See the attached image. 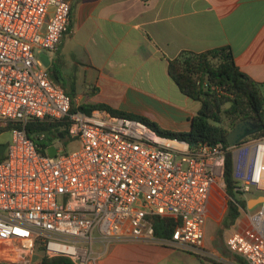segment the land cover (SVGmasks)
I'll use <instances>...</instances> for the list:
<instances>
[{"label": "built area", "instance_id": "obj_1", "mask_svg": "<svg viewBox=\"0 0 264 264\" xmlns=\"http://www.w3.org/2000/svg\"><path fill=\"white\" fill-rule=\"evenodd\" d=\"M71 6L0 0V129L12 134L0 161V263L34 264L42 251L99 264L118 242L152 240L216 258L204 249V229L213 196L225 189L227 158L238 191L264 195V136L192 147L106 110L73 111L72 97L41 59L51 61L69 33ZM31 122L59 127L31 138ZM151 215L179 221L171 239L156 238ZM248 218L226 236L227 250L264 264V205Z\"/></svg>", "mask_w": 264, "mask_h": 264}, {"label": "crops", "instance_id": "obj_2", "mask_svg": "<svg viewBox=\"0 0 264 264\" xmlns=\"http://www.w3.org/2000/svg\"><path fill=\"white\" fill-rule=\"evenodd\" d=\"M71 5L70 30L51 67L76 107L108 105L166 130L189 131L202 105L185 96L168 71L169 61L184 51L231 47L240 70L264 83V0H71ZM209 213L204 249L246 264L227 250L223 220ZM244 214L232 230L249 225ZM192 256L197 257L154 240L124 241L112 245L99 264H191L183 260ZM216 258L198 259L223 264Z\"/></svg>", "mask_w": 264, "mask_h": 264}, {"label": "trees", "instance_id": "obj_3", "mask_svg": "<svg viewBox=\"0 0 264 264\" xmlns=\"http://www.w3.org/2000/svg\"><path fill=\"white\" fill-rule=\"evenodd\" d=\"M55 79L59 71L53 67ZM168 71L180 91L192 100L202 105L200 111L192 121L189 131L179 132L161 128L157 123L145 116L127 114L113 109L108 105H84L76 107L72 103L73 111L93 113L106 110L114 116L139 120L158 133L188 142L192 147L200 144L216 145L223 143L229 146L228 134L240 121L254 118L264 123V83H259L243 73L237 66L231 47L224 46L201 53L184 51L169 61ZM57 125L42 122H31L28 134L31 138L36 133L46 132L53 134ZM9 131L0 129V133ZM264 136V130L253 137ZM44 151L49 143H43ZM6 155L0 157L4 160ZM225 190L229 197L228 207L223 219L221 230L225 231L236 226L247 206V201L240 198L243 195L238 191V182L233 175L231 156H228L224 174ZM155 236L159 239H171L179 221L170 217L149 216ZM198 258L202 257L196 255ZM8 264V263H0ZM40 264H73L64 257H43Z\"/></svg>", "mask_w": 264, "mask_h": 264}, {"label": "rangeland", "instance_id": "obj_4", "mask_svg": "<svg viewBox=\"0 0 264 264\" xmlns=\"http://www.w3.org/2000/svg\"><path fill=\"white\" fill-rule=\"evenodd\" d=\"M50 69H53V67H51ZM63 70L67 74H71L73 71V69H71L69 67H66L65 69L63 68ZM11 139H12V134L10 131H4L3 133H0V145L4 144L6 142H10ZM76 147H77V145L74 144L71 148L68 149V151H73V150H75ZM262 195H263V193L260 191H253L251 194H248V195H240V198L243 200H246L248 202L249 199H255V198L260 197ZM228 202H229V197L226 193V190H225V194H224V191L222 193L220 192L218 199H217V203L214 205L212 203L213 206L211 205V207L209 209V212H210L209 215H213V216L217 217L219 222H221L223 220L225 211L228 207ZM247 206H248V204H247ZM247 206L244 209V213L248 216H252V215L256 214L259 210L262 209V205H258L257 207H255L256 205H253L252 208L253 207H255V208L252 210H248ZM245 214H244V216H245ZM249 223H250V220H249ZM221 225H222V223H220V232L223 234V231L221 230ZM231 230L232 229H228V230L224 231L225 237L224 236L223 237L225 239ZM42 259H43V253H42V251H38L37 255L35 256L34 264H40ZM183 261H186V262L191 261V264H212L211 262L205 263L204 260H200L194 256L189 258V260H183Z\"/></svg>", "mask_w": 264, "mask_h": 264}, {"label": "water", "instance_id": "obj_5", "mask_svg": "<svg viewBox=\"0 0 264 264\" xmlns=\"http://www.w3.org/2000/svg\"><path fill=\"white\" fill-rule=\"evenodd\" d=\"M41 59L46 67L51 68L52 62L48 59V57L42 56ZM262 130H264L263 121L254 118L244 119L237 123V125L228 134L229 144L237 146L246 138L256 135ZM8 146L9 142L0 145V157L6 153ZM48 152L50 156H54L56 154V149L52 147ZM247 204L248 210H252L258 205H264V195L255 199H250ZM253 205L256 206L252 208Z\"/></svg>", "mask_w": 264, "mask_h": 264}]
</instances>
